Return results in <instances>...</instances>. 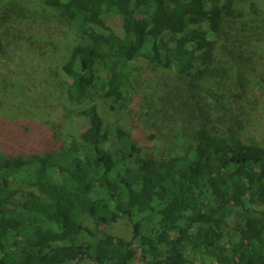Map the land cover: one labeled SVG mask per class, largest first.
<instances>
[{"label": "trees", "instance_id": "obj_1", "mask_svg": "<svg viewBox=\"0 0 264 264\" xmlns=\"http://www.w3.org/2000/svg\"><path fill=\"white\" fill-rule=\"evenodd\" d=\"M141 62L176 147L111 120ZM0 98V264H264V0H0Z\"/></svg>", "mask_w": 264, "mask_h": 264}, {"label": "rangeland", "instance_id": "obj_2", "mask_svg": "<svg viewBox=\"0 0 264 264\" xmlns=\"http://www.w3.org/2000/svg\"><path fill=\"white\" fill-rule=\"evenodd\" d=\"M45 13L50 21L42 22V28L50 33H56L57 26L51 20L50 13L46 11ZM108 22H112L115 27L119 24L116 18H110ZM139 65L142 66V70L135 76V80L140 84L138 93L134 96V104L128 111L114 113L111 120L117 115V119L133 133L151 132L155 135L156 141L158 139L157 145L161 141L176 147L177 144L174 142L183 136L189 127V116L185 110L187 95L183 84L172 74L152 72L142 62ZM204 100L205 97L198 96V101ZM262 101V106L257 109L258 113H251L249 116L248 126L255 135L264 132V98Z\"/></svg>", "mask_w": 264, "mask_h": 264}]
</instances>
